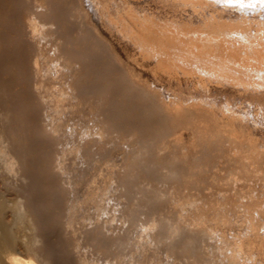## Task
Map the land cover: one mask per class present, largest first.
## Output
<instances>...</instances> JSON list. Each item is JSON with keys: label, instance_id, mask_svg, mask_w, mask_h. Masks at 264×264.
<instances>
[{"label": "bare ground", "instance_id": "obj_1", "mask_svg": "<svg viewBox=\"0 0 264 264\" xmlns=\"http://www.w3.org/2000/svg\"><path fill=\"white\" fill-rule=\"evenodd\" d=\"M15 23L48 115L0 107V264H264V0H0Z\"/></svg>", "mask_w": 264, "mask_h": 264}, {"label": "rangeland", "instance_id": "obj_2", "mask_svg": "<svg viewBox=\"0 0 264 264\" xmlns=\"http://www.w3.org/2000/svg\"><path fill=\"white\" fill-rule=\"evenodd\" d=\"M59 7L63 8V4L61 3ZM10 26H11V28H9L8 30H5L4 27L0 29V36L2 38V42L0 43V50L2 51V55H1V59H0V65L2 67L8 60H10L11 61L10 66H12V68L9 71H7V76H6L7 79L6 80H8V79L9 80L6 81L5 78L0 79V84H1L0 85V107L1 108L7 107L8 109H10L12 114L14 115V117H16V119L19 120V121H17L19 123L18 126H20L22 129H30V130H35V131L39 132L42 129L43 123H45L43 121H45L44 119L46 118V115H48V114H46V112H47L46 110L43 111V109H40L39 106H37V97L32 91V88H33L32 87V84H33L32 83V68H31V64H30L32 53H33L32 47L28 43L27 34H23L22 32L18 31V27H17L18 24L17 23H15V25H13V26L10 24ZM71 36L72 35L69 34V35L65 36L63 38V40H68L69 37H71ZM20 55H25V59H24L25 61L23 63L20 62L19 58H17V57H20ZM4 56H6V57L4 58ZM2 57L4 59H2ZM2 75H3V73L1 74V76ZM49 80L52 81L51 79H49ZM50 81H49V83H52ZM39 142H42L40 148H35L32 151L33 152L35 151L36 155H39V151H41V148H44L43 149L44 153H42L43 155L41 156L40 160H41V163H43V164L45 163L44 165L48 167V166H50L52 160L54 159L53 157H55L57 150L48 149L44 145L46 142H48L47 139H41V140H39ZM46 145H48V144L46 143ZM43 146H45V147H43ZM45 148H47V149H45ZM89 170H92V169H89ZM47 180L50 182H53L55 179H54V177L52 178V177L48 176ZM204 186L206 187L207 184H205ZM206 191H208V190L206 189ZM213 191H217V190L214 189ZM58 215H55V218L57 217L58 219L57 218L56 219L60 220V221L56 224L55 229H53V231H52V233L55 235V236H53L55 240L59 236L56 241L53 239L55 244L57 241H59V242L61 240L63 241V239H62L63 234L61 232L63 222H62V219H60L61 218L60 215L59 216ZM60 222L62 224L61 226H59ZM56 235H57V237H56ZM59 242H57L56 246H58L61 243V242L60 243ZM82 244L83 245H82L80 251H82V249H84L85 251L83 250L82 253L87 252L84 255H88L89 259H92L93 257H95V258L97 257L95 260L98 259L99 264H111V263L114 264L116 262L115 256L118 255V251L114 250L113 251L114 254H113V252H111L112 254L111 253H99V252L96 253V251H89L87 249V247H86L87 245L85 244V241ZM88 251H89V253H88ZM74 253H76V251L74 252V250L73 251L71 250V252H70V250H68L66 253H64L62 255V257H64V260H67V261H65V264H79V260H78L79 258H75L76 255ZM78 253H81V252H78ZM94 254L95 255L97 254V256H93ZM70 255H72V256H70ZM111 255L112 256L115 255V256L112 257ZM99 256H101V257L99 258ZM56 259L58 261H60V264H64V262H61V260L64 261L63 258H61V260H59L60 258H56ZM113 261H114V263H113Z\"/></svg>", "mask_w": 264, "mask_h": 264}]
</instances>
